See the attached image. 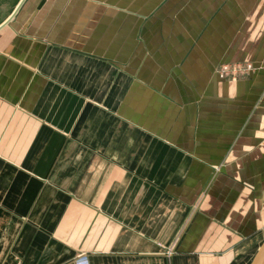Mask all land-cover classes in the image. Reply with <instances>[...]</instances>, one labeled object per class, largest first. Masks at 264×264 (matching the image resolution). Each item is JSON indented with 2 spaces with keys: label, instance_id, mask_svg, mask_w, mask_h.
Returning a JSON list of instances; mask_svg holds the SVG:
<instances>
[{
  "label": "crops",
  "instance_id": "0c3cea01",
  "mask_svg": "<svg viewBox=\"0 0 264 264\" xmlns=\"http://www.w3.org/2000/svg\"><path fill=\"white\" fill-rule=\"evenodd\" d=\"M263 240L264 0H0V264H250Z\"/></svg>",
  "mask_w": 264,
  "mask_h": 264
},
{
  "label": "built area",
  "instance_id": "2783aa9c",
  "mask_svg": "<svg viewBox=\"0 0 264 264\" xmlns=\"http://www.w3.org/2000/svg\"><path fill=\"white\" fill-rule=\"evenodd\" d=\"M252 69L251 64L246 63L240 64H222L218 67L216 75L219 79H236L240 76L245 75L248 71Z\"/></svg>",
  "mask_w": 264,
  "mask_h": 264
},
{
  "label": "water",
  "instance_id": "95a60500",
  "mask_svg": "<svg viewBox=\"0 0 264 264\" xmlns=\"http://www.w3.org/2000/svg\"><path fill=\"white\" fill-rule=\"evenodd\" d=\"M250 264H264V240Z\"/></svg>",
  "mask_w": 264,
  "mask_h": 264
}]
</instances>
